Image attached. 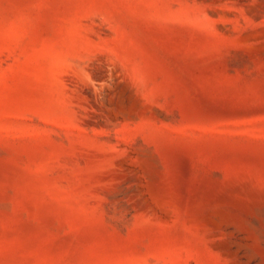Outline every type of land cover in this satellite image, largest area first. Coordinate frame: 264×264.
Instances as JSON below:
<instances>
[{
	"label": "rangeland",
	"instance_id": "374dc122",
	"mask_svg": "<svg viewBox=\"0 0 264 264\" xmlns=\"http://www.w3.org/2000/svg\"><path fill=\"white\" fill-rule=\"evenodd\" d=\"M0 264H264V0H0Z\"/></svg>",
	"mask_w": 264,
	"mask_h": 264
}]
</instances>
